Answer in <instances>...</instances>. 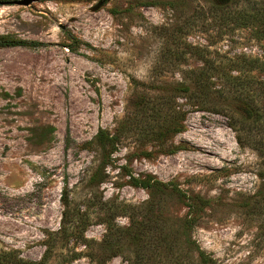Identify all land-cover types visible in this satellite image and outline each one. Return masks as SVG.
<instances>
[{
    "label": "rangeland",
    "instance_id": "374dc122",
    "mask_svg": "<svg viewBox=\"0 0 264 264\" xmlns=\"http://www.w3.org/2000/svg\"><path fill=\"white\" fill-rule=\"evenodd\" d=\"M21 1L0 0V36L41 44L0 47V252L37 261L49 239L41 264H127L129 245L115 253L99 246L107 231L100 202L141 210L151 193L129 174H150L208 199L190 233L215 264H264V160L254 146L264 144V125L241 119L222 79H214L221 93L209 108L188 97L191 89L178 90L193 86L199 54L261 59L263 43L247 28L214 20L212 0H103L94 10L99 0ZM182 109V130L158 144L151 132ZM140 112L147 125L130 126ZM100 128L119 139L91 179ZM62 194L67 208L86 210L85 244L58 233ZM157 194L160 216L186 213L173 192ZM113 222L125 226L128 218ZM195 259L187 263L201 264Z\"/></svg>",
    "mask_w": 264,
    "mask_h": 264
},
{
    "label": "trees",
    "instance_id": "16d2710c",
    "mask_svg": "<svg viewBox=\"0 0 264 264\" xmlns=\"http://www.w3.org/2000/svg\"><path fill=\"white\" fill-rule=\"evenodd\" d=\"M237 2L238 0H212L213 10L218 14L214 20H218L225 27L249 29L253 37L263 43L264 48V0H247L245 6L239 8L235 6ZM40 44L39 41L35 40L10 39L0 36V47L12 45L32 47ZM198 57L200 58V66L190 71L193 74V86L182 84L178 89L179 92L184 94L183 92H188L191 89L188 92V97L197 99L201 108H209L206 107V103L210 101L213 94L221 93L220 87L215 88L214 79H222L228 83L232 97L238 98L237 105L240 106L238 110L241 119L252 125L262 127L264 125V78H256L249 72L257 69L264 73V54L261 59L236 55L220 62L208 57L207 54H199ZM146 103L147 101L142 97L138 101V104H142V106ZM211 106L218 108L221 107V103H212ZM141 113H138V115L140 114L139 119H133L128 124L132 126L140 121V123L147 125L146 116L141 115ZM185 114V109L170 114V122L152 131V138L160 144L166 136L181 131ZM145 127L144 130H146ZM118 139L117 134H109L102 128L98 129L94 141L101 150V154L91 179L95 177L96 173H100L106 164L110 163V154ZM237 139L239 140V135H237ZM254 144L264 160V144L260 146L255 140ZM149 154V152L146 153V155ZM129 178L132 185L149 189L151 199L148 205L146 204L139 211L133 205L101 201L100 209L104 211V216L107 215L102 220L107 231L99 246L101 247L102 243L103 245L107 244V249L101 248L106 252L113 251L115 253L120 252L123 242L129 245L131 249L130 257H126L127 264H188L187 262L192 263L190 260L192 256L196 258L197 263L215 264V260L198 247L190 233L199 212L208 206V199L197 194H187L173 182L161 181L150 174L143 177L129 174ZM166 189L173 192L186 206L187 211L183 216L169 214V217L168 215L160 216L157 214L158 209L156 207H159L161 200L157 193L164 192ZM61 197L65 208L62 212V221L58 233L65 238H72L74 242L85 244L83 234L88 226L86 210H79L74 207L67 208L68 200L65 194H62ZM119 215L128 218L127 225L114 226L113 220ZM163 218L166 221L170 220L171 223L169 221L164 222ZM175 219L178 224H174ZM123 236L125 237L123 238ZM44 244L46 250L40 260L24 259L12 250L0 252V264H41L42 261H47V254L53 247L49 239H46ZM68 260L70 261V258ZM68 262L62 261L61 264H70Z\"/></svg>",
    "mask_w": 264,
    "mask_h": 264
},
{
    "label": "water",
    "instance_id": "95a60500",
    "mask_svg": "<svg viewBox=\"0 0 264 264\" xmlns=\"http://www.w3.org/2000/svg\"><path fill=\"white\" fill-rule=\"evenodd\" d=\"M29 2H30V0H23V1H21L20 3L28 4ZM102 3H103V0H99V1L95 4L93 10H94V9H97L98 7H100V6L102 5Z\"/></svg>",
    "mask_w": 264,
    "mask_h": 264
}]
</instances>
